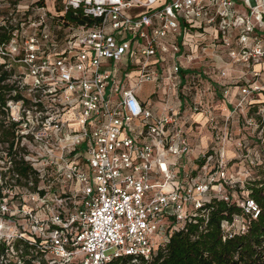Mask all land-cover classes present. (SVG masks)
<instances>
[{"label":"built area","instance_id":"1","mask_svg":"<svg viewBox=\"0 0 264 264\" xmlns=\"http://www.w3.org/2000/svg\"><path fill=\"white\" fill-rule=\"evenodd\" d=\"M41 2L0 0V239L8 255L28 241L31 264L150 260L171 222L239 183L230 120L242 115L264 145V0ZM207 81L221 115L196 98ZM171 96L180 104L156 114L151 98ZM189 112L214 130L195 161ZM241 205L258 215L253 199Z\"/></svg>","mask_w":264,"mask_h":264},{"label":"trees","instance_id":"2","mask_svg":"<svg viewBox=\"0 0 264 264\" xmlns=\"http://www.w3.org/2000/svg\"><path fill=\"white\" fill-rule=\"evenodd\" d=\"M66 17L73 23L84 22L82 14L75 16L72 11ZM18 169L23 173L27 170L23 166ZM243 192L247 196H241ZM227 196V200L208 196L203 207L206 212L200 209L198 215L183 224L169 221L167 238L157 243L150 260L134 262L132 256L122 255L105 264H264V177L248 180L243 188L238 184L227 186ZM248 199L258 205L256 217L244 212L241 202ZM236 218L244 219L245 230L234 226L227 230L225 225L235 224ZM14 247L17 253L8 255V246L0 239V264H20L18 259L31 264L33 246L18 239Z\"/></svg>","mask_w":264,"mask_h":264},{"label":"rangeland","instance_id":"3","mask_svg":"<svg viewBox=\"0 0 264 264\" xmlns=\"http://www.w3.org/2000/svg\"><path fill=\"white\" fill-rule=\"evenodd\" d=\"M47 1V5L52 6V3L54 2V0H46ZM152 87L148 86V85H144L142 89H140L141 91V96L145 98V96L149 95V92L151 90ZM167 91L170 92L169 88H167ZM172 92V90H171ZM198 95V94H196ZM203 97V99H205V101L207 102L208 100L210 101L209 105H212V107H214V103L213 101H215V103L218 99L222 100L223 97L220 95L219 92V88L213 89L211 88V90H207L205 91V88H202V91L199 93V96H197V100L198 98L200 99L201 96ZM195 96V94H194ZM152 99V98H151ZM176 101V100H175ZM223 101V100H222ZM167 103V102H166ZM208 103V102H207ZM168 104L170 105H175L174 102H169ZM223 106V104H218L217 107L215 108V114L217 115H221L222 114V109L221 107ZM219 126H221V122L222 119L219 118ZM211 124H208L205 127V131L209 130L211 132H213V128L211 127ZM195 129V128H194ZM229 130L232 134V138L233 140L230 141L233 145L232 149L235 152V155L233 157V159L230 160L229 162V172L230 174L234 175L235 178L239 179V183L238 185H240V187H245V183L250 180V179H255V178H262L264 177V145L261 144L260 139L258 138V134H256V132L254 131V128L250 125H248L246 123V119L241 115L240 117L238 116H234L230 122H229ZM199 131V129H196V133ZM189 134L192 136H194L195 133H193V131H190ZM239 142H243L247 147H239ZM251 153V157L252 160L255 161V163L251 164L249 162V160L247 158L244 157V154L247 152ZM260 156L262 159L261 160H256L255 158H257V156ZM196 159H198V155L195 154L192 158V161H195ZM241 196H247V192H243V194H241ZM236 197L239 198V196ZM241 199V197H240ZM242 222H244L243 218H239L238 221L235 222L234 227L239 230V228L241 227ZM114 250H110L108 251V253H112Z\"/></svg>","mask_w":264,"mask_h":264},{"label":"crops","instance_id":"4","mask_svg":"<svg viewBox=\"0 0 264 264\" xmlns=\"http://www.w3.org/2000/svg\"><path fill=\"white\" fill-rule=\"evenodd\" d=\"M168 0H157V5H163V4H165V2H167ZM142 9L141 8H138V9H136V10H133V13H135V12H140ZM191 66H189V67H194V68H198L199 66L198 65H200V62H196V63H193V64H190ZM205 66H206V64H204ZM201 67V66H200ZM187 69H192V68H187ZM199 69V68H198ZM208 81H207V84H206V87H204L205 88V91H206V89L207 90H211V88H213V89H215L216 90V88L217 87H215L214 85L213 86H211V85H208ZM145 85H148V86H150V87H152L151 88V90L153 89V84H151V83H147V84H145ZM150 90V91H151ZM236 92V88H232V94H234ZM140 97H141V99L142 100H145L146 98H147V96H145V98L144 97H142L141 96V93H140ZM169 100L167 101V103L166 102H164V101H158L157 100V97H152V109H153V111L156 113V114H163L164 112H165V109H166V107H167V105H169L168 103L171 101V102H174L175 103V106H177V105H179L180 104V99L178 100L177 98H176V96H171L170 98H168ZM176 100V101H175ZM208 102H210L209 100H208ZM216 102H218V103H215V101H213V103H214V107L216 108L217 107V105L218 104H223V101L220 99H218ZM213 107V108H214ZM214 108V109H215ZM190 113V112H189ZM191 115H192V118H193V120L194 121H196V123H198V124H201V125H194V126H189V124H188V137H189V139H190V141H191V143L196 147L195 148V153L197 152H199L201 149H205L206 147H208L210 144H212L213 143V138H214V132H211V131H209V130H204L205 129V123H206V117L205 116H203L202 114H200V113H195V114H192V113H190ZM218 115V114H217ZM221 119H222V117H220ZM195 128V129H194ZM196 129H199V131L196 133ZM190 131H193V133H195L194 134V136H192V134L190 135L189 134V132ZM229 148H228V151H227V155H228V158H233L234 157V155H235V152H234V150L232 149V146H231V144H229V146H228ZM196 153V154H197ZM194 156V155H193Z\"/></svg>","mask_w":264,"mask_h":264}]
</instances>
